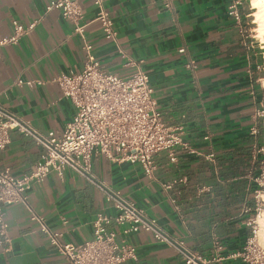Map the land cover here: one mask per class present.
I'll return each mask as SVG.
<instances>
[{"label": "crops", "instance_id": "crops-1", "mask_svg": "<svg viewBox=\"0 0 264 264\" xmlns=\"http://www.w3.org/2000/svg\"><path fill=\"white\" fill-rule=\"evenodd\" d=\"M53 1L0 0V110L23 118L45 135L64 130L76 113L58 77L81 72L87 61L74 23L61 10L49 9ZM79 1L86 39L104 69L120 76L131 73L119 49L127 57L144 60L163 116L170 125L186 127V139L197 151L179 149L175 161L168 152H160L154 179L139 164L115 163L96 154L95 181L144 209L192 252L210 260L211 239L219 233L225 249L217 264H245L233 255L246 243L240 198L244 202L247 191L231 188L240 186L242 177L222 176L218 163L208 156L214 146L239 138L258 118L264 121V50L252 34L253 13L245 14L241 24L229 15L236 1L245 13L247 0H172V8L164 0H107L117 44L95 21L94 0ZM15 22L26 31L12 42ZM190 61L196 70L188 67ZM43 152L33 137L13 130L11 143L0 150V168L22 177L33 171ZM167 184L171 188H165ZM98 185L70 169L63 175L52 172L34 184L28 204L6 208L11 248L0 245V264H68L33 215L62 234V242L83 244L93 238L97 213H117ZM129 240L137 248V259L124 264L184 263L177 248L157 241L150 231L133 233Z\"/></svg>", "mask_w": 264, "mask_h": 264}, {"label": "built area", "instance_id": "built-area-1", "mask_svg": "<svg viewBox=\"0 0 264 264\" xmlns=\"http://www.w3.org/2000/svg\"><path fill=\"white\" fill-rule=\"evenodd\" d=\"M164 4L167 8L173 5L172 0H164ZM94 5L95 21L102 25L105 37L117 44L118 31L107 0H94ZM238 5V1L232 2L229 15L241 24ZM52 8L61 10L63 16L74 23V33L84 41L87 61L81 72L64 73L57 79L64 96L76 109L73 120L61 132L40 134L28 121L12 112L0 110V150L11 143L13 130L33 137L44 148L41 159L29 174L17 177L10 169L0 168V245L8 244L7 251L11 248V239L6 208L15 203L28 204V191L52 172L63 175L70 169L98 185L92 174V161L94 155L103 154L115 163L139 164L145 174L154 179L157 169L155 158L160 152H168L173 161L179 149L190 154L197 153L186 139V127L170 125L159 109L148 73L143 67L144 60L127 57L119 49L126 58L124 66L132 71L126 76L108 72L94 54L93 45L86 39L87 24L84 23L80 1L55 0L49 6V9ZM15 28L16 35L10 40L12 42L26 31L17 22ZM180 51L185 52V49ZM188 67L197 69L194 61H190ZM22 83L19 80V84ZM208 157L212 158V155ZM98 186L105 191L108 202L113 203L117 213H97L93 220V238L83 244L62 242V234L53 232L43 218L33 215L68 264H124L135 260L137 248L129 236L141 230L150 231L157 241L177 248L183 256V264H217L223 259V245L218 239L215 238L214 253L207 260L189 250L184 242L172 238L156 219L134 202L119 192L106 190L100 184ZM171 186L167 184L165 188ZM256 223L257 219L249 222L253 235L246 240L242 250L233 255L241 258L245 264H264V251L257 243ZM111 224H115L117 229H110Z\"/></svg>", "mask_w": 264, "mask_h": 264}, {"label": "trees", "instance_id": "trees-1", "mask_svg": "<svg viewBox=\"0 0 264 264\" xmlns=\"http://www.w3.org/2000/svg\"><path fill=\"white\" fill-rule=\"evenodd\" d=\"M245 13L241 8H238L240 16L245 14H252L249 9ZM231 5V4H230ZM250 16V20H252ZM251 25V24H250ZM253 127V128H252ZM245 132L238 138H235L229 145L225 143L219 144L220 147L214 146L212 151V161L218 163L219 173L224 177H231L239 175L242 178L240 186H232L231 188H245L247 191V197L244 202L241 200V204L245 206V212L242 219H245L247 227L244 230L246 240L253 235L252 228L249 225L251 220L257 219L259 211L262 210V204L260 202V195L264 192V186L261 183V179L264 175V121L260 118L256 122L249 124L245 128ZM255 130V131H254ZM232 215H234L232 213ZM218 239L223 245L222 255L225 249L223 237L216 233L212 237V252L214 253V241Z\"/></svg>", "mask_w": 264, "mask_h": 264}, {"label": "rangeland", "instance_id": "rangeland-1", "mask_svg": "<svg viewBox=\"0 0 264 264\" xmlns=\"http://www.w3.org/2000/svg\"><path fill=\"white\" fill-rule=\"evenodd\" d=\"M249 1V5L251 7V11L253 14L251 15L252 21L251 22V27L253 29L252 34L255 35L257 40V44L264 50V32L260 30V23H258L256 12H258L255 4L253 3L254 0H247ZM261 183L264 186V175L261 179ZM260 202L262 204V210L260 212V215L257 217V228H258V236H257V243L260 246V248L264 251V192L261 193L260 195Z\"/></svg>", "mask_w": 264, "mask_h": 264}, {"label": "bare ground", "instance_id": "bare-ground-1", "mask_svg": "<svg viewBox=\"0 0 264 264\" xmlns=\"http://www.w3.org/2000/svg\"><path fill=\"white\" fill-rule=\"evenodd\" d=\"M256 6V8L258 9L255 14H256V18L258 20V23H260V30H262L264 32V0H254L253 2Z\"/></svg>", "mask_w": 264, "mask_h": 264}, {"label": "snow or ice", "instance_id": "snow-or-ice-1", "mask_svg": "<svg viewBox=\"0 0 264 264\" xmlns=\"http://www.w3.org/2000/svg\"><path fill=\"white\" fill-rule=\"evenodd\" d=\"M262 22H264V21H262Z\"/></svg>", "mask_w": 264, "mask_h": 264}]
</instances>
